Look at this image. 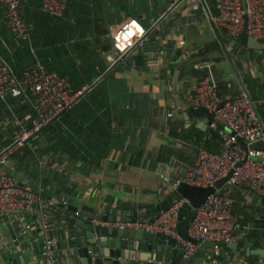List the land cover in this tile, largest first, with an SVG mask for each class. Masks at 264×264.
I'll use <instances>...</instances> for the list:
<instances>
[{
  "label": "crops",
  "instance_id": "obj_1",
  "mask_svg": "<svg viewBox=\"0 0 264 264\" xmlns=\"http://www.w3.org/2000/svg\"><path fill=\"white\" fill-rule=\"evenodd\" d=\"M25 1L27 5L23 6V14L25 16V9H28L30 20L25 18L33 28L31 43L19 45L0 12L1 57L19 78L25 68L40 60L48 69L67 77L75 89L95 84L87 97L100 87V96L103 95L105 100H88V108L85 105L86 110L77 112L78 122L83 123L82 129L86 132L91 131L88 126L91 115L105 111V105L111 107L108 114L110 122L94 129L108 135L112 148L107 155L94 158L88 154L85 151L88 136L79 137L73 132L72 137L84 147L80 157L70 162L53 161V151L49 150V146L43 150L47 141L40 133L44 132H39L23 146L30 145L31 151L35 152L39 165L37 169L27 163L30 158L25 161L23 148L2 167L3 172L14 175L21 185L34 190L45 189V197L51 204L54 235L61 244L57 246L58 255L66 264H82L81 258L70 247L71 239L63 230L65 221L53 214L56 210L60 209L65 214L70 211L69 206L74 205L82 210L87 207L93 211H86L93 214L124 217L133 212L143 213L158 201L165 185L172 180H183L187 166L194 161L197 147L203 146L213 152L221 150L222 138L227 131L212 129L205 118H194L190 122L175 120L172 112L178 109L177 104L174 99L168 98L173 90L176 67L183 62V57L194 60L203 55L206 45L219 42L204 13L192 12L182 0L175 5L176 8L172 6L174 0H69L62 17L45 14L42 11L44 0ZM208 4L216 13L214 1L208 0ZM129 18L152 28L147 35L143 63L111 66L112 32ZM169 45L175 49L171 62L166 60ZM135 51L130 55L137 53ZM176 51L180 53L176 54ZM196 51L200 54L196 55ZM234 60L264 127V52L237 54ZM207 75L213 77L217 92L222 97L235 96L243 90L227 60H207L194 63L182 72L179 98L191 106L189 95L199 80ZM135 98L139 99L137 101L141 106ZM28 112H31V107L23 103L21 97L0 100V151L20 132L18 122ZM135 117L138 119L135 120ZM33 126V120L27 123L28 129ZM214 130L218 132L214 133ZM256 147L264 150V143ZM42 159L47 163L41 164ZM23 161L25 163L20 168ZM60 167L69 170L68 174L59 173ZM56 173L63 176L60 175L63 185L71 192L69 198H74L78 192L83 197L76 203L65 199V188L52 181ZM217 187L225 189L236 200L233 211L241 221L259 228L264 225L260 196L230 183L228 178L219 181ZM61 201L69 206L56 203ZM71 215L75 216V212ZM35 216L34 213L28 214L24 221L33 222ZM30 234L33 236L30 237ZM102 236L97 237L99 241ZM0 237L7 243L1 248L6 264H48L42 259L38 232L30 229L26 234L19 229V225L2 221ZM106 237L102 241L109 242L111 237ZM263 237L262 231L256 230L241 244L252 243L254 249H262ZM27 243L31 246L25 247ZM206 258H198L196 254L190 259V264H208ZM258 263L264 264V256Z\"/></svg>",
  "mask_w": 264,
  "mask_h": 264
},
{
  "label": "built area",
  "instance_id": "obj_2",
  "mask_svg": "<svg viewBox=\"0 0 264 264\" xmlns=\"http://www.w3.org/2000/svg\"><path fill=\"white\" fill-rule=\"evenodd\" d=\"M182 1L192 12L204 13L211 24L226 33L227 45L231 51L238 46L245 31L264 44V0H245V3L243 0H213L216 13H212L211 17L205 12L201 0ZM205 1L210 9L208 0ZM68 2L69 0H44L42 11L52 17H62ZM178 2L179 0H174L172 6L176 8ZM0 12L19 45L30 44L33 28L23 14V0H0ZM133 21L141 26L142 34L133 35L130 42H125L123 47L118 46L120 42L116 37L126 32ZM151 31L152 28H145L135 18H129L118 25L111 36V66L126 63L131 49L145 47L147 35ZM94 86L95 84H91L75 89L67 77L48 69L40 60L25 68L19 78L11 65L0 55V100L21 97L23 103L31 107V112L18 122L20 132L0 151V222L7 221L10 225H19V229L24 230L26 234L30 229L37 231L43 239L42 259L48 264L66 262L57 252L59 239L54 235L51 204L45 197V189L34 190L21 185L12 174L3 172L2 167L23 148L31 136L64 112L71 110ZM189 102L193 107H205L214 113L215 122L222 124L227 131L222 138V148L219 152L210 151L203 146L197 147L194 161L187 166L185 177L181 181L202 188L215 187V192L205 203L194 209V215L189 222V235L200 242L239 245L256 230H261L264 235V225L259 228L241 221L233 211L236 200L225 192V189L217 187L219 181L228 178L230 183L247 188L260 196L264 209V150L256 147L257 144L264 143V127L255 102L244 90L235 96H220L215 80L210 75L195 85L189 95ZM31 120L34 126L28 129L27 123ZM210 127L217 129L214 123ZM40 163H47V160L42 159ZM58 172L68 174L69 170L60 167ZM184 204H189V201L182 198L152 220H95L94 223L101 227L144 230L168 235L184 247L185 256L191 259L198 253L199 246L184 240L177 230L178 214ZM64 206L69 205L65 202ZM33 213L36 215L33 222L24 221L26 215ZM75 216L78 217L79 212H75ZM106 238L101 237L102 240ZM6 244L0 237V249Z\"/></svg>",
  "mask_w": 264,
  "mask_h": 264
},
{
  "label": "water",
  "instance_id": "obj_3",
  "mask_svg": "<svg viewBox=\"0 0 264 264\" xmlns=\"http://www.w3.org/2000/svg\"><path fill=\"white\" fill-rule=\"evenodd\" d=\"M201 2L208 17H211L212 13L206 1L201 0ZM243 2L245 3V0ZM211 27L219 42L221 53L205 54L203 51V55L194 60H190L188 56H184L183 62L179 63L176 67L172 80L173 90L168 98L174 99L177 104L178 109L172 112L175 120L190 122L194 118H205L210 125L214 123L217 125L218 130H222L224 126L215 122L214 113L209 112L205 107L196 108L190 106L179 98L181 74L190 65L200 61L227 60L243 90L248 92L234 58L237 54H245L251 51L264 52V44L249 36L245 31L241 36L238 46L231 51L225 41L224 31L218 29L214 24H211ZM133 51L137 53L130 55ZM128 53L129 55L125 64L129 66L142 65L144 47L133 48ZM179 53V51H176V54ZM195 54L199 55L200 51H196ZM221 106L222 104L219 106V109ZM207 128H209V125ZM214 192L215 187L213 186L202 188L172 180L169 185H165L160 191L158 201L143 213L133 212L132 215L124 217L111 216L108 213L93 214L74 205H70V211L65 214L60 209L54 213L65 221L63 230L71 239L70 247L81 258L82 264H155V262L160 264H190V259L185 256L184 247L168 235L151 233L144 230H122L101 227L94 223L95 220L106 222H125L129 219L133 221L136 219L152 220L182 198L187 199L189 204H184L179 211L177 230L184 240L199 246L198 258L203 259L207 256H218L231 259L235 256H264V249H254L252 243H246L244 248L240 249V245L237 243L215 244L208 241L200 242L189 235V222L194 215V209L203 205ZM56 203H59L60 206L64 205L62 201ZM71 212H79V216H72ZM99 235L109 236L111 239L109 242L99 241L97 238ZM32 236L33 234H30V237ZM39 244L43 245L41 237L39 238ZM58 245L61 244L59 243ZM30 246L28 243L25 245V247ZM0 264H6L1 249Z\"/></svg>",
  "mask_w": 264,
  "mask_h": 264
},
{
  "label": "trees",
  "instance_id": "obj_4",
  "mask_svg": "<svg viewBox=\"0 0 264 264\" xmlns=\"http://www.w3.org/2000/svg\"><path fill=\"white\" fill-rule=\"evenodd\" d=\"M26 5H27L26 1L23 0V6L26 7ZM211 12L214 13V10L212 8H211ZM25 16L28 20H30L28 18V9H25ZM225 41L228 44L226 35H225ZM149 48H151L150 45H149ZM174 51L175 49L173 45H169L166 48L167 62H171L173 60L174 55H175ZM203 51L205 52V54H217V53H221V48H220L219 43H212V44L206 45L203 48ZM216 61L219 62L221 60H215L214 62ZM100 93H102V89L100 87L96 88L92 92V94H90L88 97L86 96L87 98L85 97L84 99H82V101L79 102L77 105H75L70 111L64 112L58 118L51 121L49 124L44 126V128H42L39 131V132H44V133H40L41 134L40 136L45 137V140L47 141L45 146L43 147V150H46L47 146H49L50 148L49 150L53 151V154H51V159L53 161L59 160L60 163L66 162V161L70 162V160L78 159L80 157L81 149H84V147H82L80 143H78V141L72 137L73 132L77 133L79 137L88 136L87 148H85V151L88 154H91V156H94V158H100L108 154V152L112 148V146H110L109 144L108 135L105 134L104 132H95L94 129L96 126H105V122L107 121L110 122V119H109L110 117L108 114L111 111V107L109 105H107L106 107L105 105L104 106L105 111H101L97 114L93 113L91 115L92 116L91 123L88 125L91 131H88V132L82 129L83 123H79L80 118L77 113L78 111L82 112L83 110H86L88 108L89 105L86 104L88 100H93V101H98L100 99L105 100L103 95L100 96ZM94 96H99V97L94 98ZM137 100L139 99L137 98L136 101ZM137 103H138V106H141V104H139L138 101ZM85 105H87V108L84 107ZM115 106L116 108L118 107L116 104ZM136 119L138 118L135 117V120ZM39 132H37L36 134H38ZM215 132L217 133L218 130H214V133ZM44 134L47 137L44 136ZM30 148H31L30 145L25 146V148H23V151L25 150L23 155H24L25 161H26V158L27 159L30 158V160L29 159L27 160L28 161L27 163H30V165L32 164L37 169V167L39 166L37 163L38 157L36 159L35 152L31 151ZM40 148L42 152V147ZM25 161L21 163L20 168L23 167ZM60 175L61 174H57V173L56 175L54 174L52 176L53 177L52 181H54V183L61 184L64 187L65 184L63 185V180L61 178L62 175L61 176ZM64 191H65L64 198L65 199L69 198L71 192L67 191L66 188ZM72 196H75V195L72 193ZM81 197H83V194L81 192H78L74 198H69L67 200L70 201L71 199L72 203H76ZM85 210L93 211L91 209H88L87 207H85ZM53 214L54 216H56L55 213ZM242 246H244V244L240 245V247ZM260 259H261V256H250V257L240 256V258H238V256H235L231 259L222 258L218 256H210V257L208 256L205 261L208 264H255V263L259 264L258 262L260 261ZM192 263H194V261H192Z\"/></svg>",
  "mask_w": 264,
  "mask_h": 264
},
{
  "label": "clouds",
  "instance_id": "obj_5",
  "mask_svg": "<svg viewBox=\"0 0 264 264\" xmlns=\"http://www.w3.org/2000/svg\"><path fill=\"white\" fill-rule=\"evenodd\" d=\"M143 29L141 26L136 23L135 21L132 22L131 25H129L128 30L124 33H121L116 37V39L120 42L118 46L123 47L125 42H130V38L133 35H136L138 33L142 34Z\"/></svg>",
  "mask_w": 264,
  "mask_h": 264
}]
</instances>
